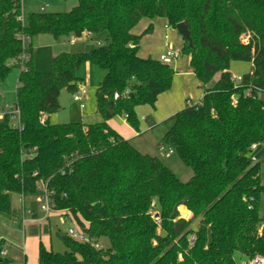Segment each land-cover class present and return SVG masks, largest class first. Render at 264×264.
Listing matches in <instances>:
<instances>
[{
	"label": "trees",
	"instance_id": "1",
	"mask_svg": "<svg viewBox=\"0 0 264 264\" xmlns=\"http://www.w3.org/2000/svg\"><path fill=\"white\" fill-rule=\"evenodd\" d=\"M20 15V0H0V79L20 70L15 105L23 124L20 131L8 117L0 122V213L13 215L14 198L38 195L43 182L56 208L70 211L103 242L96 250L57 233L65 251L41 242L36 264H242L264 257V185L251 149L264 144V101L244 96L249 86L264 90V0H78L66 13H29L24 26ZM157 18L175 30L188 27L193 47L184 40L181 51L190 55L189 68L205 90L200 103L162 122L166 133L158 143L193 171L188 182L108 125L125 115L138 130L136 109L155 106L172 87L171 65L139 56L152 27L132 33L141 20ZM84 31L105 36L104 44L56 55L51 73L35 68L34 38H80ZM23 34L31 37L26 47ZM24 52L30 60L22 64ZM233 62L253 64L239 86ZM85 63L105 72L96 92L103 121L41 124V114L60 109L63 90L76 92ZM217 74L219 80L206 87ZM73 154V171L63 175ZM186 209L189 219L180 215ZM3 246L0 264H8Z\"/></svg>",
	"mask_w": 264,
	"mask_h": 264
},
{
	"label": "rangeland",
	"instance_id": "2",
	"mask_svg": "<svg viewBox=\"0 0 264 264\" xmlns=\"http://www.w3.org/2000/svg\"><path fill=\"white\" fill-rule=\"evenodd\" d=\"M73 3H75V6H73ZM42 5L48 6L46 8V12L66 13L78 5V0H22L25 20L28 17L29 12L32 13L33 11H37ZM175 34L180 37L181 40H184L177 31H175ZM93 40H99L104 44L105 36H97L93 38ZM59 41L65 46V50L70 49L75 53L89 52L94 47L99 46L97 43L95 44L86 38H78L74 44H70L69 40L66 38H62ZM56 51V49L53 50V48L47 47V44L43 42L41 36L34 38L33 56L35 68L38 71L44 73H51L53 71V53H56ZM186 58H188L190 65V55L188 54H182L180 61ZM252 71L253 64L248 62H233L230 68V72L236 76L250 74ZM100 72H102V70L99 67L91 65L90 63H85L82 66L80 76L84 77V81L82 82L81 86L86 88L88 91V94L83 100L85 108H81L82 103H77L74 101L72 92L63 90L59 97L60 109L56 113L50 115L51 124L84 123L87 125H92L103 121V117L97 112L96 101V92L101 81L99 76ZM18 73V70L15 69L5 80L0 79V92L4 93H1V96H5L4 101L11 103L6 104L5 102L3 105L13 106L16 100L15 88L17 85V80L15 76ZM217 76L219 75L217 74ZM261 98L264 100V94L261 96ZM122 117L125 119V115H118L113 119H115V121L119 124V121H122ZM126 121L128 122V120ZM128 125L132 127L129 123ZM153 127L154 131L152 130L148 135L141 139L142 145L140 147L139 140H137V142H135L133 145L144 154L153 156L157 155V157L166 166H168L182 182H188L193 176V171L181 160L177 154L169 155L167 152L168 148L166 146H158V143L166 133V127L162 124L154 125ZM131 140V143H134L133 139ZM252 156L256 158L257 163H260V176L262 184L264 185V144L259 145L257 150L252 151ZM29 197L30 198L26 199L27 209L30 208L36 213L35 215L39 217L40 213L42 214V212L37 206V195ZM18 199L19 197L14 198L13 206L19 210L21 209V203L18 202ZM260 215L261 217H264V194H262L260 200ZM183 216L187 217L186 214H183ZM19 222V225L14 227L15 225L13 224V219L11 216L0 213V236H8L13 240L10 244V247L8 249L6 248L7 258L9 260L8 264H24L25 259L29 263L32 261H37L39 245L41 242L46 248L52 249L54 252L63 253L65 251V245L57 233L65 234L67 232L68 226L60 225L55 217H52L50 222L52 227L48 225V228L51 230L47 233L43 231L45 226L44 223L40 224L36 221H27L26 225L23 227L21 219ZM12 229H16L17 232L13 231ZM11 231L13 233L12 235ZM0 242H2V240ZM101 243L103 244V242Z\"/></svg>",
	"mask_w": 264,
	"mask_h": 264
},
{
	"label": "crops",
	"instance_id": "3",
	"mask_svg": "<svg viewBox=\"0 0 264 264\" xmlns=\"http://www.w3.org/2000/svg\"><path fill=\"white\" fill-rule=\"evenodd\" d=\"M73 4H74L73 6H75V3H73ZM42 6H40V8L37 11H33V12H39ZM29 13H31V12H29ZM23 15H24V12H23ZM166 25H168V22L166 19H163V18H157L155 20L143 19L132 30V33L134 35L139 36V35H142L149 27H152V33L145 35L140 42L139 56L141 58H145V59L153 58V59L158 60L160 55L165 52V48H166L165 47V35L166 34L169 35L170 42L175 48L181 49L183 47L184 40H181V38L175 34V31H177V30H175L173 28L166 30V28H165ZM40 36H41V39L43 40V42L45 44H47V47L53 48V50L54 49L57 50L56 53H53V58L56 55L63 53V52L75 53L74 51H71L70 49L65 50V48H64L65 46L62 43H60L59 40H56L51 35H40ZM67 39L69 40V38H67ZM89 41L94 42L95 44L97 42L94 40H89ZM69 42H70V40H69ZM70 44H74V43L70 42ZM51 53H52V50H51ZM82 53H84V52H82ZM168 64L171 65V67L176 72L172 87L170 90L159 95L155 106L144 105V106H140L136 109V114H137L138 119H139V129L138 130L130 127L128 125V122L125 119H123V117H122V121H119V124L115 121V119H111L108 121L109 127L112 128L113 130H115L124 139H126L128 141L133 139L134 143L132 142V144H135V142H137V140H139V142H140L139 147L142 145L141 139H143V137L148 135L152 130L154 131V127H153L154 125L162 124V122L164 120H166L170 116L174 115L178 111L183 110L187 106H191V105H195V104L200 103L202 98L204 97V94H205L204 86L198 80V78L192 72V70H190L188 58H186L182 61H180V58H179L178 60H175V61L170 62ZM81 69L79 71V76L81 75V73H80ZM18 72L19 73L15 76L16 80H17V85L15 88V96H16V90L18 87L20 70H18ZM218 75L219 76L216 75L217 77L215 76L214 80L206 87H211L213 84H215L220 78V74H218ZM99 76H100L101 81H102L104 76H105V72H103V71L100 72ZM240 76H242V75H240ZM80 77L82 78V82H83L84 77H82V76H80ZM101 81H100V83H101ZM82 82H81V84H82ZM1 93L2 92H0V105H3V103H5L6 101H4L5 96H1ZM2 94H4V93H2ZM15 102H16V100H15ZM15 102H14V104H15ZM6 104H11V103H8V101H7ZM48 119L51 122V116H48ZM120 119H121V116H120ZM85 125H87V124H85ZM258 146H257V148H258ZM257 148H256V150H257ZM253 158L255 159V162H257L256 158L255 157H253ZM22 197L20 196L18 199V202L21 203V209L18 210L13 206L15 213L13 215H10L11 218L13 219V222L15 220H18V223L16 225H19V223H20L19 220L21 219V216H22V210L27 209L26 199L30 198V197H23V198ZM22 200L24 201L23 204H22ZM28 210H31V209L29 208ZM32 212L34 213V218H33V221L30 220L29 222L36 221V222H39L40 224L44 223L45 226L43 228V231L45 233L49 232L51 229L48 228V225L52 227V224L50 223L52 218L45 219L44 215L41 213H40V216L37 217L35 215L36 213L34 211H32ZM185 212L186 211H184V212H182V214H180L181 217L184 219H189L188 218L189 213L191 215H192V213L187 210V212H186L187 217H184L183 214H185ZM16 225L14 227H17ZM56 227H57V225H56ZM46 229H47V231H46ZM12 230L17 232L16 229H12ZM12 234L13 233L11 231V235ZM1 240L3 241V245L7 249L10 247V244L13 241L10 237H8V236L6 237L3 235L0 236V241ZM6 248H5L6 254L4 256L5 258H7V249ZM26 257H27V254H26ZM37 262H38V259H37V261H32L31 263L27 262L25 259L24 264L25 263L36 264Z\"/></svg>",
	"mask_w": 264,
	"mask_h": 264
},
{
	"label": "built area",
	"instance_id": "4",
	"mask_svg": "<svg viewBox=\"0 0 264 264\" xmlns=\"http://www.w3.org/2000/svg\"><path fill=\"white\" fill-rule=\"evenodd\" d=\"M20 6H21V15L18 17V21L21 22L22 25L24 26L26 23V20H25V17L23 15L22 0H20ZM47 7H48L47 5L42 6L40 11H42V12L46 11ZM165 28L167 30V29H170L171 27L168 24L165 26ZM78 38L79 37H77L76 35H72L69 38V40L71 43H74ZM80 38H86L88 40H92L93 37H92V34L90 32L84 31ZM243 41L245 43H248V37L244 38ZM30 42H31V37L23 34L22 35L23 46L24 47L28 46L30 44ZM96 43L99 46L102 45V43L99 41ZM165 47H166L165 52L160 55V57L158 58V61H160L162 63H170V62H173L175 60H178L181 57V55H182L181 49H177L171 44L170 39H169V35H167V34L165 35ZM20 60H21V63L24 64L25 62H28L30 60V55L27 52H24L22 54ZM23 68L24 67H22V69ZM232 79L234 80L236 86H239L243 82V77L240 75L236 76L235 74H232ZM87 94H88L87 89L81 85L78 86L76 92L73 94L74 101L77 103H82L81 104L82 109L85 108V104H84L83 100ZM263 94H264V90H261L257 87H253V86H249L248 88H246L244 90V96L247 98L262 99L261 96ZM237 96L238 95L233 96V103L234 104H237V102H238ZM114 98L117 99L118 94H115ZM48 116L49 115L47 113L41 114V116L39 118L40 123L46 124V122L48 120ZM7 117L10 119V125L12 128L20 130V131L23 129V124L21 121V111L15 104L13 106L12 105H0V122L3 121ZM125 119L127 120L128 117L125 116ZM256 148H257V145H252V147H251L252 151L256 150ZM167 152L170 155L175 154L172 149H168ZM74 159H75V154L71 155L69 157V159H67L66 167L61 170V173L63 175L72 173V171H73L72 163H73ZM253 160L255 161L254 158H253ZM38 189H39V193H38L37 198H36L37 206H38L39 210L42 212V214L44 215L45 219L55 217L58 220L60 225H62V226L67 225L68 228H67V232L65 233V235H67L71 239L75 240L76 242L89 245L96 250H100L103 247L101 241H98V240L90 237L89 234H87L78 225L76 218L72 215V213H70V211L59 210L56 208V204L52 198L53 192L47 188L46 184H44L43 182H40L38 184ZM23 203H24V201L22 200V204ZM33 218H34V213L31 210H28V209L22 210L21 223L23 224V226L26 225L27 221L28 222L30 220L33 221ZM17 223H18V220H15L13 222L14 225H16ZM5 248L6 247L3 246V251L1 252V255L3 257L6 254ZM180 258H181V256H180ZM242 264H264V257L258 255L255 258H253L252 260H249L247 262L244 261Z\"/></svg>",
	"mask_w": 264,
	"mask_h": 264
},
{
	"label": "water",
	"instance_id": "5",
	"mask_svg": "<svg viewBox=\"0 0 264 264\" xmlns=\"http://www.w3.org/2000/svg\"><path fill=\"white\" fill-rule=\"evenodd\" d=\"M176 30L178 34L189 43V46L193 47V42L188 27L182 23L177 25Z\"/></svg>",
	"mask_w": 264,
	"mask_h": 264
},
{
	"label": "bare ground",
	"instance_id": "6",
	"mask_svg": "<svg viewBox=\"0 0 264 264\" xmlns=\"http://www.w3.org/2000/svg\"><path fill=\"white\" fill-rule=\"evenodd\" d=\"M187 212V211H186ZM186 212H185V214H186Z\"/></svg>",
	"mask_w": 264,
	"mask_h": 264
}]
</instances>
